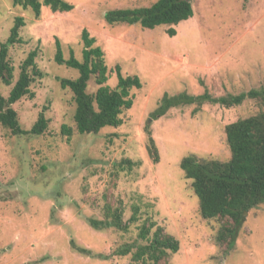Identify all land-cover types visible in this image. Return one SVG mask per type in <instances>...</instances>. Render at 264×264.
<instances>
[{
  "label": "rangeland",
  "instance_id": "obj_1",
  "mask_svg": "<svg viewBox=\"0 0 264 264\" xmlns=\"http://www.w3.org/2000/svg\"><path fill=\"white\" fill-rule=\"evenodd\" d=\"M64 1L71 11L42 7L35 17L30 9L13 7L12 0H0V44L16 17L24 21L20 42L8 49L13 82L32 50L42 73L30 84L33 97L11 107L21 129L29 130L41 112L48 120L39 136H15L0 124V264H151L132 260L135 247L145 243L137 238V227L150 221L179 245L158 264H264V204L244 214L234 247L225 252L216 236L230 220L200 216L191 181L179 166L189 155L228 161L224 127L264 107L245 100L231 108L180 106L155 120L150 117L164 94L199 95L206 89L219 97L264 88V0H190V19L153 30L108 24L104 15L156 0ZM170 28L173 37L167 34ZM84 29L103 51L106 84L115 87L114 68L119 66L123 76H137L141 88L130 90L132 106L122 110L119 127L80 135L72 93L59 81L75 79L77 71L57 65L53 57L58 39L65 59L72 51L81 61ZM11 87L0 84L1 95L6 98ZM96 89L91 78L86 91ZM62 126L71 129L70 137ZM149 136L157 163L147 152ZM126 159L136 165L122 168ZM105 205L122 206L124 221L137 206L138 221L127 232L95 231L86 219L102 220ZM124 245L134 247L131 253L113 254ZM74 247L108 258L88 257Z\"/></svg>",
  "mask_w": 264,
  "mask_h": 264
},
{
  "label": "trees",
  "instance_id": "obj_2",
  "mask_svg": "<svg viewBox=\"0 0 264 264\" xmlns=\"http://www.w3.org/2000/svg\"><path fill=\"white\" fill-rule=\"evenodd\" d=\"M13 7L30 9L35 17H39L42 7H48L52 12L67 13L73 6L64 0H12ZM193 16L190 0H156L148 7L133 9H115L107 11L104 19L108 24L138 25L142 29L153 30L158 26H175ZM24 25L22 17H16L9 36L0 44V84L12 85L5 98L0 93V124L15 136H39L47 128L48 120L39 113L37 120L29 130L21 129L16 111L11 107L21 98L33 97L30 84L42 73L35 64L36 50L30 51L20 65L17 80L13 82V67L8 61V49L20 42L19 29ZM169 37L175 35L170 28ZM83 48L81 61L75 58L72 51L65 59L58 39L55 40L53 60L57 65H64L77 71L75 79H60V86L69 89L75 104L73 121L75 130L80 135L97 134L102 128H117L122 124L119 117L122 110L132 106L131 89H140L141 82L137 76H123L119 66H115L116 85L110 88L108 69L104 63V54L99 46H94L95 39L84 29L81 32ZM94 78L97 89L93 93L86 91L88 81ZM13 83V84H12ZM245 100H255L264 107V88L251 89L238 94L212 96L206 89L202 94L176 95L164 94L158 107L150 114L155 120L166 114L168 110L180 106L194 105L199 109L203 104L219 105L231 108L241 105ZM61 132L70 137L72 131L66 126ZM149 135V132H147ZM226 143L230 158L226 162L215 160L199 161L189 155L180 161V169L184 177L191 181V188L198 199L200 216L203 219L228 218L230 224L222 226L216 236V241L225 244V252L233 249L239 228L244 222V213L264 204V110L254 116L239 119L224 127ZM154 163L158 162L157 149L149 136L147 148ZM136 165L130 160H124L122 168L130 169ZM104 218L97 220L87 218L86 223L95 231L114 229L127 232L129 225L138 221L139 209L132 207V214L124 221L123 208L118 205L103 207ZM154 228V230H153ZM153 230V231H152ZM137 238L144 244L137 245L132 253L135 262L148 261L158 264L168 254L178 251V241L163 232L153 221L142 223L137 227ZM134 247L124 245L113 252L125 256ZM75 251L88 256L107 259L104 255H94L83 247H74Z\"/></svg>",
  "mask_w": 264,
  "mask_h": 264
},
{
  "label": "water",
  "instance_id": "obj_3",
  "mask_svg": "<svg viewBox=\"0 0 264 264\" xmlns=\"http://www.w3.org/2000/svg\"><path fill=\"white\" fill-rule=\"evenodd\" d=\"M244 214H246V213H244Z\"/></svg>",
  "mask_w": 264,
  "mask_h": 264
}]
</instances>
